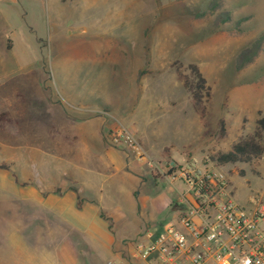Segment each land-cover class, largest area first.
<instances>
[{
  "label": "rangeland",
  "instance_id": "obj_1",
  "mask_svg": "<svg viewBox=\"0 0 264 264\" xmlns=\"http://www.w3.org/2000/svg\"><path fill=\"white\" fill-rule=\"evenodd\" d=\"M10 2L0 3V264H106V252L98 256L74 234V243H59L61 233L50 229L41 233L40 243L34 239L37 221L21 230L24 206L18 194L59 193L54 181L71 173V162L92 158L79 147L91 146L93 137L72 128L90 116V105L110 107L101 112L105 139L116 127L131 134L132 126L142 127L141 144L155 159L156 149L167 146L173 156L184 153V161L214 163L217 152L250 136L255 120L264 116V0ZM223 12L229 20L215 24ZM260 37V51L238 69V55ZM188 65L210 87L201 119L177 78ZM262 166L264 153L221 169L230 175L240 205L249 198L264 205ZM132 186L140 229L174 216L166 185L148 175ZM175 188L183 186L176 182ZM11 189L20 212L15 225L4 219ZM160 192L170 199L159 204ZM31 207L38 206L32 201ZM258 225L264 229V219ZM131 244L113 248L110 257L134 264Z\"/></svg>",
  "mask_w": 264,
  "mask_h": 264
},
{
  "label": "crops",
  "instance_id": "obj_2",
  "mask_svg": "<svg viewBox=\"0 0 264 264\" xmlns=\"http://www.w3.org/2000/svg\"><path fill=\"white\" fill-rule=\"evenodd\" d=\"M0 3L8 4L11 2L10 0H0ZM106 103L98 104L95 107L90 105L88 113L90 116L77 119L76 124L72 127L78 135L85 131L84 133L93 137L94 143L91 146L80 142L84 146L79 147L82 153L91 152L92 158L80 162H71L73 163L71 173L62 176L61 180L54 181V189H60L59 193L53 190H50L49 194L45 196L39 191L19 193L18 195L22 196L24 206L21 216L20 212L14 208L16 196L14 189L7 190V198L11 200L10 205L12 206L8 204L6 212L10 213L8 216L6 214L4 219L9 222V219L12 218V224L15 225L16 219L14 217L16 215L22 217L23 228L21 230L24 231L31 225V222L35 221L34 224H36L37 221L34 239L38 236L40 243L41 233L49 232L50 229L61 233L59 243H74L72 241V234H74L77 239H80V243H86L91 252L97 253V255L103 251L106 252L107 262L108 260L120 261L110 257L113 248L115 250L121 249V246L126 243H133L143 233L156 230L162 225L149 226L145 229L139 228L136 194L135 188L132 186L133 180L140 182L149 175L153 181L157 180L166 185L173 195V205L171 196L167 192H160L159 204L163 203L166 198L170 199L171 204H169L173 214L177 193L174 187L169 186L159 178L152 177L140 163L128 159L125 149L114 147L107 138L105 139L106 118L101 115V112L106 109L110 110ZM132 128V134L141 144L139 132L143 131V134L146 132L142 130V127L132 126ZM143 149L148 156L153 158L150 149L147 150L144 147ZM162 150L164 154H162ZM155 152L158 155L157 159H168L178 163L185 160L184 153L173 156L171 149H168L167 146L159 147ZM228 165L220 166V168ZM261 171L262 175L264 173L263 166ZM227 176L229 179L230 175L227 174ZM32 201L33 205L36 204L38 207L32 208ZM243 206L247 207L248 202L244 203ZM33 242L34 240L31 243ZM8 244L13 246L14 243H7L6 245ZM26 246L30 247V243H27ZM131 253L130 247L128 255L133 261ZM116 255H120V250L119 254ZM121 260L123 259L121 258Z\"/></svg>",
  "mask_w": 264,
  "mask_h": 264
},
{
  "label": "built area",
  "instance_id": "obj_3",
  "mask_svg": "<svg viewBox=\"0 0 264 264\" xmlns=\"http://www.w3.org/2000/svg\"><path fill=\"white\" fill-rule=\"evenodd\" d=\"M108 142L125 149L154 178L175 188L174 216L131 244L134 264H264V205L233 198L227 174L215 162L153 159L127 129L116 127ZM264 196V189L262 191ZM106 264H122L108 260Z\"/></svg>",
  "mask_w": 264,
  "mask_h": 264
},
{
  "label": "trees",
  "instance_id": "obj_4",
  "mask_svg": "<svg viewBox=\"0 0 264 264\" xmlns=\"http://www.w3.org/2000/svg\"><path fill=\"white\" fill-rule=\"evenodd\" d=\"M201 16V14L197 15ZM229 15L225 12L221 13L215 24L224 23L229 20ZM263 39L260 37L256 39L252 45L244 50L237 57L238 66L241 68L244 64L250 62L256 54L260 51ZM187 73L182 74L177 71V78L182 81V85L190 95V102L196 113L202 118V111L205 104L211 97L210 87L207 85L206 80L199 72L195 65H188L186 68ZM218 139H223L225 129L223 121L219 122ZM264 116H259L255 120V127L250 136L238 139L230 149L224 153L217 152L211 160L217 165L223 166L226 164L235 163H249L254 159L260 158L264 153ZM243 172H241L242 174Z\"/></svg>",
  "mask_w": 264,
  "mask_h": 264
}]
</instances>
